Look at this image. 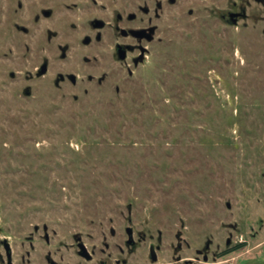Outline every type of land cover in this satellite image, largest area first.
I'll return each instance as SVG.
<instances>
[{"label": "rangeland", "instance_id": "1", "mask_svg": "<svg viewBox=\"0 0 264 264\" xmlns=\"http://www.w3.org/2000/svg\"><path fill=\"white\" fill-rule=\"evenodd\" d=\"M24 5L26 47L0 44V264L5 242L13 264L79 242L89 264H264V0Z\"/></svg>", "mask_w": 264, "mask_h": 264}, {"label": "flooded vegetation", "instance_id": "2", "mask_svg": "<svg viewBox=\"0 0 264 264\" xmlns=\"http://www.w3.org/2000/svg\"><path fill=\"white\" fill-rule=\"evenodd\" d=\"M24 8H25L24 0H0V44L5 41V43H7V46L10 50L16 48V46H18V47L22 46L23 48L26 47V38H25L26 27L24 26L23 22L20 21V18H21L20 13L21 14L24 13ZM4 15H5V18L8 22L14 21L13 27L15 29V33H12V32L10 33L8 31V27L5 26V23H2V19H3ZM22 15H24V14H22ZM45 15L50 16L51 15L50 11H45ZM132 16H134V17L132 18ZM129 18L133 20V19H135V15H130ZM240 19L241 18H239V20ZM15 20H17V21H15ZM118 20L122 21L121 15L118 16ZM94 25L97 28H103L105 26L104 22L99 21V20L95 21ZM16 32L18 34L22 33V35L17 36ZM139 32H144V31L135 32V35H137L139 37H147L148 38L149 34H146L144 32V34L140 36V35H138ZM50 35H52V34H50V31H49V36L42 40L43 44H42V46L39 45L40 46L39 48L43 49L46 47V45H50L52 43L53 37ZM122 35L128 36L129 32L122 29ZM85 43L89 44L90 39L89 38L85 39ZM117 53H118V57L120 60L124 61L127 59V51L125 49H123L120 45L117 46ZM43 69H45V72H42ZM50 71H51V69H50L48 63L41 65V67L38 69V73L41 74V76L47 75L48 73H50ZM55 80H57V83L69 82V83L76 84L78 81V78L75 75H73L72 73L64 75L63 73L59 72L55 75ZM132 234L134 237V233H132ZM47 240H49L48 237H47ZM129 241H130V239L127 240V244H129L131 248L132 247L135 248L136 247L135 239H134L133 244H130ZM82 246H84L85 249H83ZM78 248H79L78 253L73 254L76 257L75 260H73L71 258L73 255H70V256H68L67 259H65V257H57L54 255L52 257V255L49 254L45 257L46 262L44 264H77V263L78 264H85V262H87L86 264H89L90 262L93 261L94 255H92L88 252V250L84 244L79 242ZM153 250H154L155 254H153ZM154 257L156 259H154ZM150 258L152 261H154V263H157L158 256L156 253V249L153 245L150 248ZM96 264H107V261L105 259H100L99 261L96 262ZM109 264H112V263H109ZM115 264H127V261H124L122 263V262H120V260H117Z\"/></svg>", "mask_w": 264, "mask_h": 264}, {"label": "water", "instance_id": "3", "mask_svg": "<svg viewBox=\"0 0 264 264\" xmlns=\"http://www.w3.org/2000/svg\"><path fill=\"white\" fill-rule=\"evenodd\" d=\"M172 1H174V0H172ZM133 17L134 16H132V18ZM229 18H230V21L232 22V24L236 25V24H238L239 18L246 19L247 18V14H246L245 10H242L241 13H231L229 15ZM143 34H144V32H139L138 33V35H140V36L143 35ZM148 38H149V40H151L152 36L148 35ZM42 72H45V69H43ZM113 233H114V231H113ZM127 233H128L129 239H130L129 243L133 244L134 243V237H133V234H132L133 233L132 229L128 228L127 229ZM82 247H83V249H85L84 246H82ZM5 248H6V251H7L8 264H13V262H12V250H11L10 244L8 242H5ZM153 254H155L154 250H153ZM154 259H156V258L154 257ZM205 260L207 261V258H205Z\"/></svg>", "mask_w": 264, "mask_h": 264}]
</instances>
